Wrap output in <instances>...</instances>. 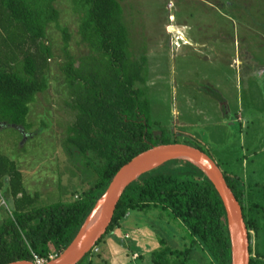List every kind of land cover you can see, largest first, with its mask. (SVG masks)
I'll return each mask as SVG.
<instances>
[{"label":"trees","instance_id":"1","mask_svg":"<svg viewBox=\"0 0 264 264\" xmlns=\"http://www.w3.org/2000/svg\"><path fill=\"white\" fill-rule=\"evenodd\" d=\"M70 1L75 10H82L78 34L90 52L76 65L64 50L67 61L61 71L72 117L62 142L70 152L74 149L83 156V167L92 176L83 188L71 191L68 199L38 204L39 193L26 190L18 164L0 152V199L5 203L0 217V264L34 261V255L48 260L50 254L61 252L115 172L151 144L170 142L163 131L160 135L152 131L145 66L129 50L121 0ZM55 2L0 0V127L30 133V104L49 85L46 71L54 55L47 29L58 23ZM61 31L66 49L68 32L66 28ZM93 52L99 57L94 58ZM222 172L241 205L248 233L257 232L264 218V194L246 192L237 175ZM152 208L168 209L189 234L183 247L160 238L152 264H230L223 204L197 166L170 160L141 174L123 191L103 236L119 225L128 210ZM92 258L90 250L77 264H96ZM249 264H264V256H250Z\"/></svg>","mask_w":264,"mask_h":264},{"label":"rangeland","instance_id":"2","mask_svg":"<svg viewBox=\"0 0 264 264\" xmlns=\"http://www.w3.org/2000/svg\"><path fill=\"white\" fill-rule=\"evenodd\" d=\"M120 2L129 32V50L144 62V88L153 133L159 135L163 131L170 141L176 138L200 146L222 169L228 168V164L239 172L243 168L249 175L248 181L241 180L246 192L256 181L258 185L252 192H261L264 0ZM55 6L59 10L58 23L49 24L47 29L54 55L46 71L49 85L30 104V133L11 126L0 127V152L18 164L26 190L39 193L38 204L68 199L71 191L83 188L92 176L83 167V156L74 149L70 152L62 142L72 117L66 105L68 93L61 71L67 61L64 50L75 58L76 65L90 52L78 34L82 10H75L70 0H56ZM172 27L186 38L185 43L177 47L169 44ZM61 28L68 32L66 49ZM250 55L253 57L249 58ZM93 56L99 57L95 52ZM249 59L257 66L250 83L249 78L239 76L240 65ZM222 95L224 112L230 118L235 113L241 115L239 122L233 119L229 126L223 123L219 106ZM237 126L241 128L240 136L233 133ZM243 153L248 157H241ZM3 206L0 199V217ZM261 227L258 239L264 252V222ZM160 238L179 247L189 242L187 230L168 209H131L91 249L92 259L96 264H152V252Z\"/></svg>","mask_w":264,"mask_h":264},{"label":"water","instance_id":"3","mask_svg":"<svg viewBox=\"0 0 264 264\" xmlns=\"http://www.w3.org/2000/svg\"><path fill=\"white\" fill-rule=\"evenodd\" d=\"M170 160H185L194 164L211 181L225 210L230 242V264H249V233L241 205L227 185L222 170L206 152L194 145L179 141L151 144L149 148L123 164L112 176L72 240L61 252L49 258L44 264H77L106 232L125 188L141 174ZM5 264L36 263L21 259Z\"/></svg>","mask_w":264,"mask_h":264},{"label":"crops","instance_id":"4","mask_svg":"<svg viewBox=\"0 0 264 264\" xmlns=\"http://www.w3.org/2000/svg\"><path fill=\"white\" fill-rule=\"evenodd\" d=\"M253 56L252 55H250L249 56V58H252ZM247 63H245V64H242V65H240V68L239 69H241V71H240V74H239V76L240 77H242V78H249V81H248V83H250V80L251 79H254L255 78V71H256V67L257 66H255V61H253V60H248V61H246ZM259 67V66H258ZM247 70V71H246ZM246 71V72H245ZM252 83V82H251ZM224 95H222L221 96V98L219 99V101H220V110H222L221 111V117H222V121H223V123L225 124V125H227V126H229L230 124H231V122H232V120L234 119V122H239L240 121V119H241V115H238L237 113H235V115H234V118H230L229 117V114H228V112H224V110H223V104L225 103L224 101V98L225 97H223ZM228 110V109H227ZM231 120V121H230ZM233 129H235V130H233L234 132V134L235 133H237V135L238 136H240V135H242V132H241V128H240V126H237V127H234ZM216 142H217V140H215ZM225 145V144H224ZM230 145V144H229ZM241 146V145H240ZM252 154H250L249 156H251ZM248 157V154H242L241 155V157ZM245 160H247V159H245ZM229 165V167L228 168H224V169H222V170H227V171H229V172H231V173H233L232 175H237L238 177H239V179L240 180H246V181H248L249 179V175H248V172H244L245 170L242 168V171H238L237 169H235V168H232V166L230 165V164H228ZM241 167H243V164H242V166ZM244 170V171H243ZM243 178V179H242ZM244 185V184H243ZM258 185V183H257V181L256 182H253L252 183V185L250 184V186H249V189H250V191L252 192V188L254 187H256ZM244 187H245V185H244ZM262 188H263V190L261 191V192H253V193H255L256 195H263L264 194V185L262 186ZM136 255V254H135Z\"/></svg>","mask_w":264,"mask_h":264},{"label":"flooded vegetation","instance_id":"5","mask_svg":"<svg viewBox=\"0 0 264 264\" xmlns=\"http://www.w3.org/2000/svg\"><path fill=\"white\" fill-rule=\"evenodd\" d=\"M170 27V26H169ZM175 27H177L175 25ZM172 30H174L173 32L170 31L169 34L170 36L172 37V40H169V44L170 45H173L175 47L179 46L180 43H185L187 40L186 38H184L182 35L178 34V33H175V28L172 27ZM177 31V30H176ZM264 222V218L260 219L259 220V224H258V231L257 232H249V236H250V239H249V245L251 247V253L249 251V257L252 256L253 258L256 257V255L259 253L261 256H264V252H263V248H262V244H261V241L259 242V234L262 232V227H261V223ZM258 239V241H257Z\"/></svg>","mask_w":264,"mask_h":264},{"label":"built area","instance_id":"6","mask_svg":"<svg viewBox=\"0 0 264 264\" xmlns=\"http://www.w3.org/2000/svg\"><path fill=\"white\" fill-rule=\"evenodd\" d=\"M55 255H56V253H52V254L49 255V258H52ZM34 258H35L34 261H35L36 264H44L47 261L46 259L38 257L36 255H34Z\"/></svg>","mask_w":264,"mask_h":264}]
</instances>
